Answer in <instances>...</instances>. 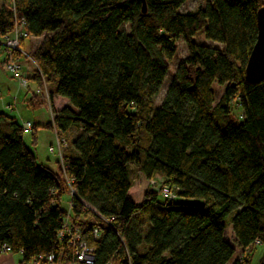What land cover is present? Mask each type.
Returning <instances> with one entry per match:
<instances>
[{"label": "trees", "instance_id": "1", "mask_svg": "<svg viewBox=\"0 0 264 264\" xmlns=\"http://www.w3.org/2000/svg\"><path fill=\"white\" fill-rule=\"evenodd\" d=\"M184 1L144 0L143 12L140 0H0V36L23 19L39 38L29 53L51 98L44 127L75 130L64 171L52 170L0 112V246L21 261L69 255L57 235L65 177L75 189L71 222L94 264H253L255 241L264 248V78L250 83L244 73L264 0H208L180 13ZM180 38L187 54L154 107ZM30 79L39 83L36 72ZM55 96L67 100L59 110ZM27 104L44 101L32 94ZM133 170L177 197L149 188L136 200ZM227 216L234 244L224 238Z\"/></svg>", "mask_w": 264, "mask_h": 264}, {"label": "rangeland", "instance_id": "2", "mask_svg": "<svg viewBox=\"0 0 264 264\" xmlns=\"http://www.w3.org/2000/svg\"><path fill=\"white\" fill-rule=\"evenodd\" d=\"M233 1V0H227ZM208 0H185L181 6L178 8V12L183 13L186 11H193L198 7H204L207 4ZM197 44L209 45L214 47H220L219 44L214 43L210 40L193 38L192 39ZM38 42V38L31 36L30 38L24 41V44L21 45L22 50L26 52H30ZM2 38L0 37V44H2ZM186 47L183 40L180 38L177 41V48L175 55L169 60V69L166 72L161 87L159 89L158 94L154 97V107H157L161 102V99L164 95L167 85L169 84L172 74L178 66L179 62L186 56ZM4 58V47L0 45V112H4L9 116L15 117V121L22 125L23 122L29 121L34 126L35 133V144L31 145V131L23 133V140L26 146L34 151L37 162L43 165H47L55 170L59 166V157L58 152L55 147V135L58 137H63L66 139V142L69 144V139L75 134L74 129H70L66 135L59 136L55 129L45 128L44 125L48 122H51V117L49 114V110L46 105H41L36 108H31L27 104V100L31 97L37 89V85L31 79L29 80V89L21 87L18 82L12 78L10 73H7L3 70L1 66V61ZM22 63V73L24 76H31L34 70L33 65L25 60V58L21 59ZM212 89L215 93V99L219 98L221 93V87L214 82L212 84ZM56 106V103H55ZM239 109L235 110V114L239 117V113L237 112ZM50 146L54 147V151H50ZM134 181L137 182L138 188L135 190V198L136 200H140L142 195L146 189L152 188L149 185V181L144 178V176L137 172V170H133ZM156 181V185L153 187L157 189L161 180L159 177L153 178ZM161 198V197H160ZM67 200L68 195H64L61 201V208L63 210L67 209ZM186 203H201L199 199H184ZM225 228H224V238L229 241L231 244H234L233 233L229 223V217L227 216L224 220ZM263 247L260 244L255 245V249L252 253L251 263L255 264L263 253ZM251 253L250 250H247L245 254ZM241 250L236 249L233 259H237L242 257ZM230 264V262L226 263Z\"/></svg>", "mask_w": 264, "mask_h": 264}, {"label": "built area", "instance_id": "3", "mask_svg": "<svg viewBox=\"0 0 264 264\" xmlns=\"http://www.w3.org/2000/svg\"><path fill=\"white\" fill-rule=\"evenodd\" d=\"M24 24L25 22L23 19L16 20L14 22L13 30L9 34L0 36L3 41V43L0 45L4 47V58L1 61V66L5 72L11 74L12 78H14L21 87L29 89L30 76L23 75L21 71V59L25 58V60L29 61L33 65V73L36 72L39 76V83H36L37 89L35 90V95L43 99L44 104L49 110L51 120L53 121L54 114L52 111L51 98L48 91L47 83L40 70L38 69L37 65L33 61L30 53L22 50L21 48L23 42L31 37L25 30ZM21 127L23 132H29L31 131L33 125L29 121H26L22 123ZM55 147L58 152L59 167L62 171H64L65 164L63 162L62 153L63 150L67 147L66 139L55 135ZM49 150L54 151V147L50 146ZM65 180L68 185V197H72L73 195H75V189L70 185V179L65 177ZM149 185L152 187V189H154L153 187L156 185L155 179L149 180ZM154 190H159L161 198L166 200H174L177 197V189L168 185L160 186L159 184V187ZM72 206V202L68 200L67 209L63 216L62 225L57 234L58 238L60 240H65L67 242V245L70 247L69 255L66 254L63 256L60 254L59 256H55L53 253H50L47 256L36 255L31 258L28 262L22 261L20 262V264H94V255L92 247L88 246L86 242L81 239L79 228L71 222L70 214ZM91 233L94 238L98 237L99 232L96 228H93L91 230ZM257 244L258 241H255V245ZM1 253H11V251L9 247L2 245L0 246V254Z\"/></svg>", "mask_w": 264, "mask_h": 264}, {"label": "water", "instance_id": "4", "mask_svg": "<svg viewBox=\"0 0 264 264\" xmlns=\"http://www.w3.org/2000/svg\"><path fill=\"white\" fill-rule=\"evenodd\" d=\"M142 11L144 12V0ZM257 35L245 64V78L250 83H258L264 78V4L256 11Z\"/></svg>", "mask_w": 264, "mask_h": 264}, {"label": "crops", "instance_id": "5", "mask_svg": "<svg viewBox=\"0 0 264 264\" xmlns=\"http://www.w3.org/2000/svg\"><path fill=\"white\" fill-rule=\"evenodd\" d=\"M38 41H39V38H38ZM23 44H24V42H23ZM54 103H56V106L54 104L55 110H59L62 106L67 104V100L64 98H60V97L55 96L54 97ZM33 153H34V151H33ZM34 155H35V153H34ZM35 157H36V155H35ZM36 161H37V157H36ZM38 164H40V163H38ZM41 165H43V164H41ZM44 166L52 169L51 167H49L47 165H44ZM20 262H22L20 253H15V254L1 253L0 254V264H20Z\"/></svg>", "mask_w": 264, "mask_h": 264}]
</instances>
